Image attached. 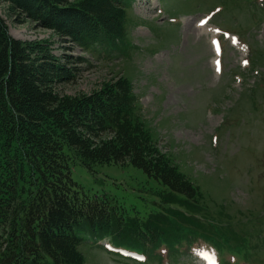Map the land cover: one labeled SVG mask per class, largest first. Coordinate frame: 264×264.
Instances as JSON below:
<instances>
[{
	"label": "trees",
	"instance_id": "16d2710c",
	"mask_svg": "<svg viewBox=\"0 0 264 264\" xmlns=\"http://www.w3.org/2000/svg\"><path fill=\"white\" fill-rule=\"evenodd\" d=\"M0 1L99 61L126 56V10L134 0ZM87 64L11 39L0 18V264H85L81 245L105 235L118 246L143 249L132 238L141 227L133 217L147 205L136 214L127 195L126 202L91 196L74 183L75 166L90 175L111 166L141 172L163 206L142 230H161L166 244L212 243L221 231L202 224L200 191L153 141L133 85L119 77L90 94H65Z\"/></svg>",
	"mask_w": 264,
	"mask_h": 264
},
{
	"label": "rangeland",
	"instance_id": "374dc122",
	"mask_svg": "<svg viewBox=\"0 0 264 264\" xmlns=\"http://www.w3.org/2000/svg\"><path fill=\"white\" fill-rule=\"evenodd\" d=\"M220 6L213 25L239 36L248 50L226 45L219 76L208 45L211 31L195 28ZM12 10L0 1V18L11 39L45 46L57 57L87 60L76 84L65 88L68 96L90 94L119 77L133 85L138 116L153 141L200 191L202 224L213 222L221 231L213 232V242L241 257L249 251L247 264H264V16L249 8L247 0H135L126 10V56L99 61ZM253 16L262 23L253 25ZM170 18L179 25L167 24ZM72 179L91 196L107 194L126 202L127 195L136 214L145 203L146 209L133 217L141 227L163 207L154 183L129 167H98L90 175L75 166ZM205 244L200 243V250ZM79 251L85 264H134L86 241ZM175 264L197 262L189 255Z\"/></svg>",
	"mask_w": 264,
	"mask_h": 264
}]
</instances>
